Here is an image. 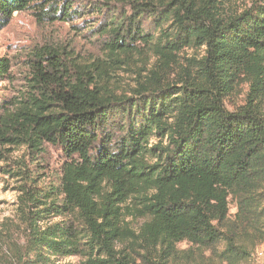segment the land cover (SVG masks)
<instances>
[{
  "label": "trees",
  "instance_id": "16d2710c",
  "mask_svg": "<svg viewBox=\"0 0 264 264\" xmlns=\"http://www.w3.org/2000/svg\"><path fill=\"white\" fill-rule=\"evenodd\" d=\"M228 1L132 0L131 13L113 10L97 28L109 62L155 60L136 72L129 95L114 90L111 66L65 63L54 48L29 58L28 92L0 120V163L7 146L60 147L68 158L63 205L38 214L71 223L33 226L37 264L79 254L83 264H181L184 254L192 264L196 252L210 264L250 260L264 240V0L242 11ZM88 6L96 15L112 11L109 0ZM21 11L42 24L87 14L73 1L0 0V29ZM187 49L204 53L181 67L180 81L163 82ZM9 66L0 59V77ZM245 83L244 103L229 109L226 100ZM130 199L147 220L139 236L125 222ZM184 242L189 251H179Z\"/></svg>",
  "mask_w": 264,
  "mask_h": 264
},
{
  "label": "rangeland",
  "instance_id": "374dc122",
  "mask_svg": "<svg viewBox=\"0 0 264 264\" xmlns=\"http://www.w3.org/2000/svg\"><path fill=\"white\" fill-rule=\"evenodd\" d=\"M61 1H73L76 7L87 13L86 16L68 22L42 24L32 11H21L15 12L10 23L0 29V59H6L10 64L8 72L4 73V77H0V120L7 110L11 109V102L28 92L33 75L29 58L44 48L60 51L65 63L70 61L88 66L102 64L103 70L111 66L107 72L109 81L114 85L115 91L127 95L131 94V89L137 87L136 72L147 70L152 62H155L153 56L146 58L134 54L128 58H121V61L128 63L127 67L123 63L113 64L109 62V55L103 49L104 37L98 34L97 28L111 20L113 10L131 13L129 7L132 0H109L112 11L108 16L105 13L93 14L88 9L91 2L98 0ZM261 1L230 0L226 4L231 10L242 11ZM144 27L151 28L150 21H145ZM141 49L143 47L138 51ZM203 53L199 49L183 51L177 57L179 66L175 67L174 75L171 77L161 75V80L180 81L181 67L191 59L199 60ZM247 92L248 84L245 83L239 92L226 100L227 107L233 110L234 107L242 105ZM6 149V157L0 163V264H37L36 253L32 251L34 246L31 244L33 226L45 232L48 227L56 224L68 226L71 224L69 219L57 216L54 212L38 214L39 210L49 208L52 204L63 205L62 178L68 158L60 147L50 144H46L42 151L35 152L26 147L7 146ZM126 207L130 210L128 213L132 215L128 214L125 222L128 228L139 236L147 220L136 212L138 201L130 199ZM236 212L235 203H232L230 206L232 217ZM117 247L125 248L120 243ZM177 247L179 251H189L191 245L184 242ZM197 253V263L192 264H210L209 259L205 258L202 261ZM207 256L209 254H206ZM183 257L181 264L191 262L186 259L187 254ZM53 259L55 264H83L87 257L82 254L50 256V261ZM242 264H264V240L255 245L250 260Z\"/></svg>",
  "mask_w": 264,
  "mask_h": 264
}]
</instances>
